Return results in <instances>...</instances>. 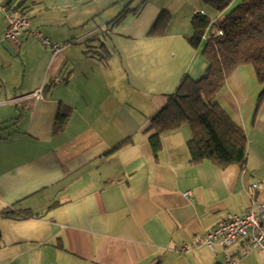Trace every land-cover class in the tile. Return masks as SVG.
<instances>
[{
	"label": "crops",
	"instance_id": "obj_1",
	"mask_svg": "<svg viewBox=\"0 0 264 264\" xmlns=\"http://www.w3.org/2000/svg\"><path fill=\"white\" fill-rule=\"evenodd\" d=\"M10 2L31 23L12 42L36 44L39 53L17 74L0 65V212L31 214L0 219V264H222L223 252L199 240L254 206L264 221V116L251 125L261 89L254 71L238 68L218 99L247 135L243 167L192 164L188 125L164 136L155 154L150 127L186 76L206 73L210 35L191 44L193 17L218 21L240 0L224 12L204 0L0 5ZM162 12L170 15L165 34L149 35ZM60 110L69 114L61 129ZM226 253L236 264H264V252L244 239Z\"/></svg>",
	"mask_w": 264,
	"mask_h": 264
},
{
	"label": "trees",
	"instance_id": "obj_2",
	"mask_svg": "<svg viewBox=\"0 0 264 264\" xmlns=\"http://www.w3.org/2000/svg\"><path fill=\"white\" fill-rule=\"evenodd\" d=\"M235 0H204L218 11H226ZM9 3L7 5H12ZM17 13H20L16 7ZM170 24V15L162 12L149 35H163ZM194 36L191 44L198 48L203 44L206 31L211 28L222 32L211 34L203 46V56L208 66L205 75L194 80L186 76L177 91L168 97L167 104L151 120L150 143L155 154L162 150V139L183 125H188L191 138L187 142L190 162L200 164L210 161L221 169L232 165L243 167L247 160L248 138L239 122L221 106L218 93L226 87L228 79L243 66L254 71L259 86L256 111L264 103V0H240L224 17L211 22L204 14L192 19ZM68 113L60 110L58 127L65 126ZM255 113V120H256ZM28 212L4 210L0 219H23ZM1 237V234H0Z\"/></svg>",
	"mask_w": 264,
	"mask_h": 264
},
{
	"label": "built area",
	"instance_id": "obj_3",
	"mask_svg": "<svg viewBox=\"0 0 264 264\" xmlns=\"http://www.w3.org/2000/svg\"><path fill=\"white\" fill-rule=\"evenodd\" d=\"M0 10L8 21L5 40L14 41L22 34L30 31V20L17 13L16 4L0 5ZM211 34L218 37L222 32L211 28L209 35ZM33 35L42 40L44 45L50 46L49 40L44 38L40 32H33ZM51 47L55 54L61 51L57 45ZM33 96L37 100L42 99L44 96L43 90L37 91ZM258 186L254 185V188L257 189ZM185 195L190 196L191 193L188 192ZM241 239L249 241L253 249L264 252V221L255 206L243 213L228 214L217 228L207 233L199 242L206 245L214 253H217L218 250L222 251L224 254V262L222 264H236L232 256L226 253V250ZM190 249L191 247L188 246L183 247L184 251H189Z\"/></svg>",
	"mask_w": 264,
	"mask_h": 264
},
{
	"label": "rangeland",
	"instance_id": "obj_4",
	"mask_svg": "<svg viewBox=\"0 0 264 264\" xmlns=\"http://www.w3.org/2000/svg\"><path fill=\"white\" fill-rule=\"evenodd\" d=\"M234 6H231L229 10H231ZM228 12H230V11H228ZM4 16L5 15H3L0 12V19H2V22H0V65L4 66L3 72L5 74H10V73L17 74L19 71H21L22 65H30L31 62L33 61L34 56L37 55L39 52H38V48H37L36 44H33V43L28 44V45H23V44H19V42H12V41L10 42L7 40L5 41V37H3V33L1 32V24L3 25V22H5ZM20 41H23V43H24L26 41V39L20 40ZM38 42L41 44L40 41H38ZM40 64H41V55L39 57V61H37V63H35V65H40ZM256 80H257V78H256ZM257 82H258V80H257ZM261 90H262V88L260 89V92H261ZM259 93H258V95H259ZM223 95H224V89L218 93V95L215 99H219V98L223 97ZM256 101L258 102V97H257ZM256 108H257V104H256ZM256 108H255L254 116L252 118L251 125L254 124L253 122L255 120V113L257 115L256 121H257V118L260 117L261 114H262V117L264 116V103H263L262 107L259 108L258 112L256 111ZM261 125H262L261 127L263 128L262 129V132H263L264 131V122ZM243 129H244V127H243ZM263 134H264V132H263Z\"/></svg>",
	"mask_w": 264,
	"mask_h": 264
}]
</instances>
